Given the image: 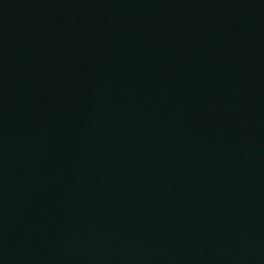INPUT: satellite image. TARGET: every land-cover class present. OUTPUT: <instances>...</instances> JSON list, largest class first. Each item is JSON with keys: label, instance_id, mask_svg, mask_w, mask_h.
Returning <instances> with one entry per match:
<instances>
[{"label": "water", "instance_id": "1", "mask_svg": "<svg viewBox=\"0 0 264 264\" xmlns=\"http://www.w3.org/2000/svg\"><path fill=\"white\" fill-rule=\"evenodd\" d=\"M0 264H264V0H0Z\"/></svg>", "mask_w": 264, "mask_h": 264}]
</instances>
